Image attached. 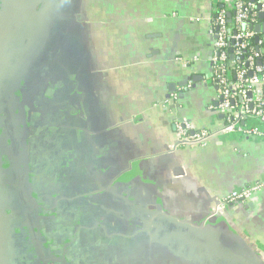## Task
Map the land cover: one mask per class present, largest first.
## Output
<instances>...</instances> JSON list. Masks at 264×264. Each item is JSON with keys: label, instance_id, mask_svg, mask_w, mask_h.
I'll use <instances>...</instances> for the list:
<instances>
[{"label": "crops", "instance_id": "0c3cea01", "mask_svg": "<svg viewBox=\"0 0 264 264\" xmlns=\"http://www.w3.org/2000/svg\"><path fill=\"white\" fill-rule=\"evenodd\" d=\"M228 2L78 0L77 23L63 26L30 101L25 154L39 217L68 229L93 264H264V190L212 213L264 182V140L225 131L216 109L212 17ZM181 120L208 142L179 143ZM42 235L47 263L68 264Z\"/></svg>", "mask_w": 264, "mask_h": 264}, {"label": "water", "instance_id": "95a60500", "mask_svg": "<svg viewBox=\"0 0 264 264\" xmlns=\"http://www.w3.org/2000/svg\"><path fill=\"white\" fill-rule=\"evenodd\" d=\"M77 1L4 0V18L0 23V139L3 140L5 133L9 144L5 140L1 143L3 149H0V172L11 189L6 190V195L3 192L4 201L0 204V264H11V250L16 248L13 240L16 236L19 237V224L14 213H11L15 212L14 198H19L22 210L30 220V228L35 231L32 212L36 208V202L29 185L31 173L25 154L27 138L24 129L20 134L18 128L21 125L18 122L21 121L26 129L25 121L31 116V110L28 109L31 107L30 101L39 94V89L46 80V74L42 76L37 73L39 69L34 65L45 55L43 52L47 45L57 47L56 29L63 32L65 24L77 23ZM259 20L263 23L254 28L257 34L255 43L259 42L260 34H264L263 14L259 15ZM63 36H59L60 44ZM263 94L264 91H258V95ZM22 99H26V106H23ZM212 213L216 215L214 211ZM34 233L41 255V242L37 233Z\"/></svg>", "mask_w": 264, "mask_h": 264}, {"label": "built area", "instance_id": "2783aa9c", "mask_svg": "<svg viewBox=\"0 0 264 264\" xmlns=\"http://www.w3.org/2000/svg\"><path fill=\"white\" fill-rule=\"evenodd\" d=\"M260 14L264 15V0H231L223 6L217 4L212 17L210 64L219 100L216 109L224 116L225 131L237 132L248 140H264V94L258 95V91H264V40L255 43L254 29L261 23ZM248 120L253 124L246 126ZM175 133L183 145H204L210 138L207 129L195 131L184 120L175 123ZM263 190L264 182H260L235 191L219 200L214 213H223L232 204L246 203Z\"/></svg>", "mask_w": 264, "mask_h": 264}, {"label": "flooded vegetation", "instance_id": "af4514ba", "mask_svg": "<svg viewBox=\"0 0 264 264\" xmlns=\"http://www.w3.org/2000/svg\"><path fill=\"white\" fill-rule=\"evenodd\" d=\"M56 34L57 35H55V37L58 36V38H57L58 41L56 43L57 47L54 48V47H52V45H49V46L47 45L46 48H44V52H43V54H45V55L43 57L41 56V61L36 62L34 65V67L37 68V70L39 69L37 73H40V75H42V76H45V74L47 75V73L50 69V62H51L52 58L54 56L56 57L57 55H59L60 50H62V48H61L62 43L61 44L59 43V36H61V35L63 36L64 34H63V32H60L57 29H56ZM31 72H32V70H31ZM28 79H29V83L31 85V79L29 78V76H28ZM25 101H26V99H22L23 106H26ZM27 102H29V100H27ZM28 107H29V104H28ZM28 109H29V111L31 110L30 107ZM20 112H23V109H20ZM18 123H20V125H21V127L18 128V130H19L20 134H22V129H24L25 134H26V138H27L26 142L29 145L31 143V139L29 142L28 139L30 138L29 137L30 131H29V128L27 127V123L25 121L26 129L24 128V126H22L21 121H19ZM0 131H1V128H0ZM27 135H29V136H27ZM2 139L5 140L7 144H9V141L7 140L5 133H4V136ZM3 140L0 139V149H3L2 144H1L3 142ZM28 148H26V150H28ZM1 173L2 172H0V204H2V202L4 201L3 192H5V195H6L7 194L6 190L11 189L10 187L7 186L8 183L4 182V178L1 177ZM40 173H41V171H40ZM33 174L36 175L35 173H33ZM13 190H15V188H13ZM14 199H15V203H16V206L14 207L15 212L11 211V213L12 214L14 213V217H16L15 220H17L16 222H18L17 224H19V226H18L19 229L17 230L19 233V237L16 236L15 239L13 240L14 243L16 244V248L12 249L11 252L13 255H15V257H17L16 259L19 260V264H48L47 261L50 258H48V254L45 250L44 243L40 245V247H41L40 248L41 255H40L39 254V248L37 246V241L34 237L35 236L34 232H36L38 235V238H39L38 240L42 243V240L44 238L43 237L44 235H42L43 229H45L47 232H50V234L51 233L53 234V238H54L53 243L55 244L56 248H58V250L60 249V251H59L60 256L57 255L58 259L61 257V254H64V255H62V258H63V256H67L68 257V262H67L68 264H89V263L93 264V263H95V261L99 260L98 257L94 256V253L87 251L83 248L80 249L81 244L78 241V238L72 237L70 235V233L68 234V232H67L68 229L65 230V233L63 234L62 230L60 229L61 224H59L58 221H56V223H55L54 221H48V219H46L45 217H39V213L37 212L38 207L34 208L33 212H32V216H33V220H34V227H35V231L33 232V230H31V228H30V223H29L30 220L28 218V215H26V213H24V211L22 210V206L20 204L19 198L16 197ZM12 206H13V202H12ZM40 210H42L40 212V214L41 213L43 214L44 213L43 208ZM63 225L65 227V223H63ZM51 228H52V230H51ZM54 231L56 233H54ZM64 252H66V253H64ZM57 258H54V259H57ZM43 259L46 261L44 262Z\"/></svg>", "mask_w": 264, "mask_h": 264}, {"label": "trees", "instance_id": "16d2710c", "mask_svg": "<svg viewBox=\"0 0 264 264\" xmlns=\"http://www.w3.org/2000/svg\"><path fill=\"white\" fill-rule=\"evenodd\" d=\"M261 21L259 20V23H260Z\"/></svg>", "mask_w": 264, "mask_h": 264}]
</instances>
